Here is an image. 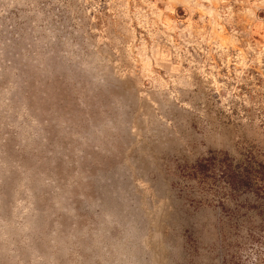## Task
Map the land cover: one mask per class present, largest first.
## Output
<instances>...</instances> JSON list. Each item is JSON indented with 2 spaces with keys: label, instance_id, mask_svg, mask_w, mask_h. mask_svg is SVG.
<instances>
[{
  "label": "rangeland",
  "instance_id": "rangeland-1",
  "mask_svg": "<svg viewBox=\"0 0 264 264\" xmlns=\"http://www.w3.org/2000/svg\"><path fill=\"white\" fill-rule=\"evenodd\" d=\"M264 0H0V264H264Z\"/></svg>",
  "mask_w": 264,
  "mask_h": 264
},
{
  "label": "trees",
  "instance_id": "trees-1",
  "mask_svg": "<svg viewBox=\"0 0 264 264\" xmlns=\"http://www.w3.org/2000/svg\"><path fill=\"white\" fill-rule=\"evenodd\" d=\"M200 174H207L217 170V175L223 180L231 194L252 193L259 200V233L264 235V164L248 161V163H234L227 155H210L198 165Z\"/></svg>",
  "mask_w": 264,
  "mask_h": 264
}]
</instances>
